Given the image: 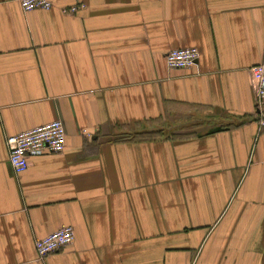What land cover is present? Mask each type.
Segmentation results:
<instances>
[{
	"label": "crops",
	"instance_id": "crops-1",
	"mask_svg": "<svg viewBox=\"0 0 264 264\" xmlns=\"http://www.w3.org/2000/svg\"><path fill=\"white\" fill-rule=\"evenodd\" d=\"M50 1L0 0V264H264V0ZM56 120L65 152L16 174L9 137Z\"/></svg>",
	"mask_w": 264,
	"mask_h": 264
},
{
	"label": "built area",
	"instance_id": "built-area-1",
	"mask_svg": "<svg viewBox=\"0 0 264 264\" xmlns=\"http://www.w3.org/2000/svg\"><path fill=\"white\" fill-rule=\"evenodd\" d=\"M25 13L37 10L49 11L53 8L50 0H22ZM77 8L68 13H76ZM197 48L175 49L166 55L167 67L170 70H189L195 68L200 54ZM252 78L258 94L260 109L259 128L264 135V62L252 69ZM62 120H56L44 126H39L16 136L9 137V164L16 174H23L30 168L32 158L45 153L63 154L67 144V132ZM76 232L72 227L61 230L36 241L35 248L40 258L59 253L73 245Z\"/></svg>",
	"mask_w": 264,
	"mask_h": 264
},
{
	"label": "rangeland",
	"instance_id": "rangeland-1",
	"mask_svg": "<svg viewBox=\"0 0 264 264\" xmlns=\"http://www.w3.org/2000/svg\"><path fill=\"white\" fill-rule=\"evenodd\" d=\"M194 124H198L197 121H194L193 122ZM187 126V125H186ZM188 127V126H187ZM177 129H181V127H173V125L169 124V127L168 129H165L164 132H165V135L166 136H170V135H173V131H176ZM163 132V131H162Z\"/></svg>",
	"mask_w": 264,
	"mask_h": 264
}]
</instances>
